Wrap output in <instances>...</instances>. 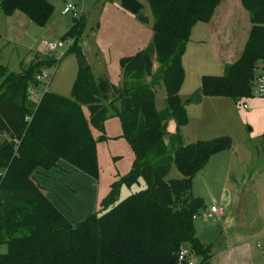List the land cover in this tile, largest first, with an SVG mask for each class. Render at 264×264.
Returning a JSON list of instances; mask_svg holds the SVG:
<instances>
[{"label": "trees", "instance_id": "1", "mask_svg": "<svg viewBox=\"0 0 264 264\" xmlns=\"http://www.w3.org/2000/svg\"><path fill=\"white\" fill-rule=\"evenodd\" d=\"M117 1L122 10L145 20L139 2ZM145 1L152 40L119 60L118 86L106 77L94 78L77 45L84 15L73 19L62 37L73 42L68 51L77 60L71 98L45 92L37 103L30 100V91L40 86L38 75L57 64L52 56L31 50L27 56L32 60L22 61L18 73L0 65V248H6L0 264H182L178 255L185 246L206 264L208 251L193 225L205 204L192 196V181L212 156L232 144L228 137L186 144L179 129L187 123L185 104L206 97L236 104L252 98L256 65L264 60V0H240L251 27L238 60L222 76L202 77L185 103L179 90L191 30L209 23L220 0ZM0 12H19L42 28L53 7L46 0H1ZM160 83L165 108L157 111L155 87ZM114 118L133 154L131 168L111 184L93 214L72 226L47 200L34 175L63 162L97 180L96 145L106 140L104 124ZM170 122L177 129L171 135ZM172 167L181 178L166 181ZM140 181L142 190L119 201L122 187Z\"/></svg>", "mask_w": 264, "mask_h": 264}, {"label": "crops", "instance_id": "2", "mask_svg": "<svg viewBox=\"0 0 264 264\" xmlns=\"http://www.w3.org/2000/svg\"><path fill=\"white\" fill-rule=\"evenodd\" d=\"M46 1L51 4L48 0ZM97 8L101 12L103 25L107 26L109 21L113 20V26L109 31L102 28L101 32L98 30L92 34L97 53L100 52L103 59L111 50L114 55L113 59L119 62L121 58L130 57L151 43V13L150 15L143 14L145 20L141 22L135 16L122 10L118 3H102ZM18 13H13L10 18L17 16L15 19H18ZM248 21V14L242 8L240 0H220L209 23L198 24L192 28L189 42L182 57L184 81L179 90L181 101H183L182 99L187 101L200 87L202 77L208 75L212 77L222 76L224 68L238 60L249 35ZM17 22L25 25L22 19L17 20ZM109 36L112 37V41ZM100 39H103L102 47ZM36 51L42 54L48 53L44 47ZM205 53L208 59L203 58ZM30 57L27 59L28 61L32 58ZM187 64H189L188 70L186 68ZM202 69L204 72H202ZM261 74H264V60L257 63L254 76ZM189 77L192 78L191 83H188ZM120 81L121 70L118 79L112 82L115 86H118ZM185 111L188 121L192 120L195 124L187 127L188 123H186L183 128H180V134L186 144L204 141L212 137L218 138V136L223 135L217 131L219 128L234 131L244 124L251 126L252 143H247V146L249 144L251 157L244 160L242 175L235 180L234 187L229 190L227 186L222 188V191L228 190L224 194L226 199L222 198V194L218 199L215 197L212 199L213 205L211 207H215L217 202L222 199L221 204L224 209H218L220 216L208 220L202 215L200 219L197 217L194 219L193 225L196 239L203 247L207 248L208 260L206 264H264V99L252 97L236 104L228 98L206 97L198 104H185ZM111 122L106 121L104 124L106 140L102 142V145L96 146L98 166V151L101 146L108 144L107 146H111V150L114 145L125 146L122 139H120L122 132L113 129V125H110ZM176 130L175 124L170 122L167 127L168 134H174ZM258 138L259 141L255 142V139ZM230 152L231 149L212 156L206 166L212 164L211 162L221 164L230 161V155H226ZM113 155L114 158L116 156L115 159H121L116 152ZM128 156L130 157L129 164L124 165L125 168L119 177L126 175L131 168L133 154L131 153ZM60 163L55 167L60 169L57 174L60 178L66 177L71 180V177L83 179L81 176H86L78 170L74 171L79 172L78 175H74L72 171L75 170L74 168L61 167ZM55 168L49 170L50 172H37L34 175V180L42 188L47 200L62 215L61 204L56 202L55 205L46 195L45 190L47 189L45 186H41L45 185L43 182L49 180L52 175L51 172ZM43 173H47V175L44 176ZM104 180V186L107 188L102 195L107 194L116 178L109 176L105 177ZM97 185H100V182H97ZM100 201L99 196H97L95 211ZM183 248L189 251L187 259L194 257L197 259V264H201L202 258L191 253L189 247L185 246Z\"/></svg>", "mask_w": 264, "mask_h": 264}, {"label": "rangeland", "instance_id": "3", "mask_svg": "<svg viewBox=\"0 0 264 264\" xmlns=\"http://www.w3.org/2000/svg\"><path fill=\"white\" fill-rule=\"evenodd\" d=\"M48 1L53 6V12L46 25L42 28L30 22L23 14L18 13V19H15L17 16H15L14 18H10V16H5L0 12V65L7 68L9 72L18 73L20 72V63L22 61L24 62V64L28 62L27 59L30 56L27 58L26 56L30 50L36 51L41 48L43 49V47L45 48V46L48 44H54L56 45V50L49 51L46 54L57 59V64L55 67H50L44 71L48 75L50 81L48 83H40V86L34 92V96L37 101L39 97L45 92L63 98H71L72 86L74 84L77 73V60L75 55L68 51L73 42L71 40H62V37L67 32L68 26L73 21V18L69 15H62V10L66 4H74L79 9H81L82 14L86 17V26L77 42V45L81 48L86 62L92 72V75L97 79L106 77L111 82L117 80L118 76L120 75L119 62L113 59L114 55L111 50L106 54L107 56L104 59L103 55L100 52L97 53V48L92 39V34L97 32L98 30H100L99 32H101L102 28H105L109 31L111 29V26H113V20H110L107 26L103 25V21L101 22V12H99V9L97 8L98 5L109 2L113 4L118 3V1ZM136 1L143 6L144 9L142 13L145 15H150V11L146 1ZM19 19H22L25 25L18 23L17 20ZM249 27H251L250 23ZM102 38L104 39V37ZM103 39H100L101 47L103 45ZM109 39L112 41L111 36H109ZM203 58L208 59L206 53L203 55ZM31 60L32 58L30 59V61ZM186 68L188 70L189 64L186 65ZM202 72H204L203 69ZM191 81L192 78L189 77L188 83H191ZM164 95L165 94L163 86L160 83L155 87L154 101L157 111H162L165 108ZM182 100L184 101V99ZM184 102H186V100ZM82 112L84 117L88 119V111L86 107L82 108ZM107 121H112L110 125H113V129L122 132L120 122L117 118ZM187 123V127L195 125L192 120L188 121L187 119ZM251 129L252 128L250 125L244 124L236 128L234 131L227 128H219L217 130L220 134H223L222 136L218 137H228L231 141V152L230 154H226L230 155V161H225L221 164L211 162L212 164L206 166L193 178L191 194L193 197L201 198L205 204V208L207 207V209L204 208V210L200 212V214L197 216L198 219L201 218L200 216L205 215L213 205V197L218 199L222 194L221 196L223 198L224 194L227 193V191L231 187H234L235 180L239 179L242 175V171L244 169L243 162L247 158L251 157V152L249 149V144L252 143L253 138L252 132L250 131ZM92 133L93 137L97 138L98 134L94 131ZM105 136L106 135L104 134V137ZM214 138L216 137H212L207 140H211ZM1 141L2 139L0 138V142ZM122 141L125 146L121 147L118 145H114L112 148L113 151L111 150V146H107L108 144H105L99 148V166L97 180H94L87 176H81L85 180L76 179V177H71V180H69L65 176V178H60V176L57 175L60 169L55 168L51 172L52 175L50 176L49 180L43 182L45 185H41L45 186V188L47 189L45 190L46 195L50 198V200L53 201L55 205L56 202L61 204L62 207H60V210H62V215L72 226L77 225L86 216L95 212V201L97 196H99V200H102L107 195L106 193L102 195L103 191L105 192L107 188L106 186H104L105 177L110 176L111 178H116V180H118V178H120L119 176L121 172L125 168L124 165L129 164L128 162L130 157L128 155H130L132 152L126 141L124 139H122ZM258 141L259 138L255 139V142ZM247 143H249L248 146ZM98 145H102V142L97 143L96 146ZM125 147H127V149H125ZM109 150L111 152L110 154ZM114 152L119 154V156H117L121 159H115L116 156L115 158L113 157ZM60 164L61 167L66 166L68 167V169L70 167L63 162H61ZM70 168L72 169V167ZM72 171L74 175H78L77 173H79L74 172L76 170ZM43 174L44 176L47 175V173ZM180 178L181 176L179 175V173L174 167H172L165 180H178ZM97 182H100V185H97ZM224 186H227L228 190L222 191V188H224ZM143 188L144 183L142 181H140L138 185L132 186L131 188L122 187L120 190L119 201L124 200L130 194H134L139 190H142ZM221 203L222 199L217 202V204L215 203V207L217 209H224ZM5 252V246L1 247L0 254H4Z\"/></svg>", "mask_w": 264, "mask_h": 264}, {"label": "built area", "instance_id": "4", "mask_svg": "<svg viewBox=\"0 0 264 264\" xmlns=\"http://www.w3.org/2000/svg\"><path fill=\"white\" fill-rule=\"evenodd\" d=\"M62 15H69L73 19H78L82 15V12L81 9H79L74 4H66L62 10ZM45 50L47 52L56 50V45L48 44L45 46ZM37 80L40 83H48L50 81L48 75L45 72H42L40 75H38ZM33 92L34 91H30V100L34 103H37V100L35 99V97H33L34 96ZM251 96L255 98L264 99V74H261L254 78L252 84ZM219 216H220V211L215 207H210V209L204 215V218L209 220ZM188 256H189V251H187L184 248H181L178 255V262L182 264H197L196 258L191 257L190 259H187Z\"/></svg>", "mask_w": 264, "mask_h": 264}, {"label": "water", "instance_id": "5", "mask_svg": "<svg viewBox=\"0 0 264 264\" xmlns=\"http://www.w3.org/2000/svg\"><path fill=\"white\" fill-rule=\"evenodd\" d=\"M226 199V197H224ZM224 205V204H223Z\"/></svg>", "mask_w": 264, "mask_h": 264}]
</instances>
